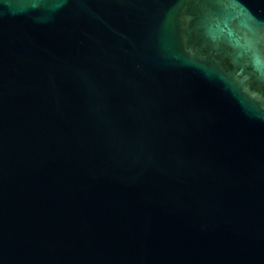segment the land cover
<instances>
[{"label":"water","instance_id":"95a60500","mask_svg":"<svg viewBox=\"0 0 264 264\" xmlns=\"http://www.w3.org/2000/svg\"><path fill=\"white\" fill-rule=\"evenodd\" d=\"M0 264H264V0H0Z\"/></svg>","mask_w":264,"mask_h":264}]
</instances>
